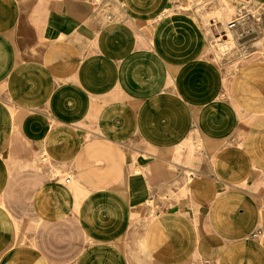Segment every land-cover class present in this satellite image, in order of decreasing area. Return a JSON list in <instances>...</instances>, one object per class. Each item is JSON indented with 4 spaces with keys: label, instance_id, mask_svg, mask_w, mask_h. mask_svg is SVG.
Segmentation results:
<instances>
[{
    "label": "crops",
    "instance_id": "crops-1",
    "mask_svg": "<svg viewBox=\"0 0 264 264\" xmlns=\"http://www.w3.org/2000/svg\"><path fill=\"white\" fill-rule=\"evenodd\" d=\"M193 3L0 0V264H264V43Z\"/></svg>",
    "mask_w": 264,
    "mask_h": 264
},
{
    "label": "rangeland",
    "instance_id": "rangeland-1",
    "mask_svg": "<svg viewBox=\"0 0 264 264\" xmlns=\"http://www.w3.org/2000/svg\"><path fill=\"white\" fill-rule=\"evenodd\" d=\"M194 3L191 6H194L195 9H193L196 14L200 17V20L203 22L204 28L206 30V34L208 36L207 41V47H206V54L214 61H217L220 65L224 66L226 68L227 73H232L239 64H241L243 61L247 60V58H244V56L240 55V52L237 49H233V51H229L225 56L219 57V53H221L220 49V43L217 40V34L225 28V23L221 24V21L216 18L211 13H215L217 9L216 0H193ZM228 6L230 9H232L231 14L232 16L236 12L237 5L239 3L247 2V0H227ZM252 11L258 12V18L261 19V22L264 25V7L258 6L257 4L252 3L251 7ZM113 12H118L117 9H113ZM109 13V7H105L103 9H100L99 13H95V17H98V19L101 21V23L105 22L106 14ZM227 40H229L227 38ZM263 43H264V33L261 36V39H259V42L257 41L256 48H254L255 51L261 52L263 50ZM226 45V44H224ZM234 46V45H232ZM224 55V54H223ZM251 55V54H250ZM199 148V149H198ZM202 149L201 145L192 144L191 142L186 143L184 145L183 151H182V158L183 156L192 157L190 160H184L181 158V160L173 159L174 161L187 165L189 167H193L192 161L194 160V155L198 150ZM196 159H198L196 157ZM187 174L189 172H186Z\"/></svg>",
    "mask_w": 264,
    "mask_h": 264
},
{
    "label": "built area",
    "instance_id": "built-area-1",
    "mask_svg": "<svg viewBox=\"0 0 264 264\" xmlns=\"http://www.w3.org/2000/svg\"><path fill=\"white\" fill-rule=\"evenodd\" d=\"M252 0L239 3L237 10L230 20L225 24V28L217 34V39L231 38L234 42L233 49H237L241 56L247 58L254 52L257 41L264 33V25L258 18V12L252 11ZM70 177L65 178V182H70Z\"/></svg>",
    "mask_w": 264,
    "mask_h": 264
},
{
    "label": "bare ground",
    "instance_id": "bare-ground-1",
    "mask_svg": "<svg viewBox=\"0 0 264 264\" xmlns=\"http://www.w3.org/2000/svg\"><path fill=\"white\" fill-rule=\"evenodd\" d=\"M229 40L227 39H223V38H219V40H217L218 42H221L219 45H220V51L222 53V55H226L231 49H232V45L234 44L233 40L231 38H228ZM226 44V45H224Z\"/></svg>",
    "mask_w": 264,
    "mask_h": 264
}]
</instances>
